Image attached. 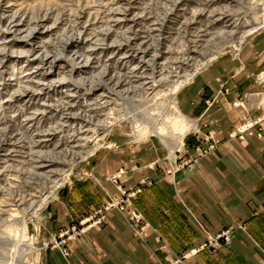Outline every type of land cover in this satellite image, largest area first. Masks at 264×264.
<instances>
[{
    "label": "rangeland",
    "instance_id": "1",
    "mask_svg": "<svg viewBox=\"0 0 264 264\" xmlns=\"http://www.w3.org/2000/svg\"><path fill=\"white\" fill-rule=\"evenodd\" d=\"M193 12L200 14L198 19L192 20ZM134 45L145 52L131 57L126 66L116 62L117 49L123 52ZM106 48L113 52L105 53ZM110 58L121 68L113 72L108 65L102 79ZM136 66L153 90L138 89L141 80L133 78L139 75L134 73ZM196 67L201 69L175 94L180 114L168 113L171 96L165 94ZM207 75L218 91L202 84ZM108 77L132 79L136 92L131 88L124 100L111 96L106 111L96 117L97 105L92 103L96 94L88 98V108L82 96ZM228 83L240 89L231 90ZM74 113L81 126L91 119L83 115L90 114L88 125L103 128L100 137L113 146L61 155L62 161L49 166L53 172L37 179L29 167L35 159L30 160L28 153L52 148L43 143L50 137L53 143L68 136L74 129ZM108 116L115 122L106 127L101 122ZM167 117L178 122L166 124L162 135L166 142L149 129L141 139H133L136 126L141 129L148 121L160 125ZM245 124L242 137H231ZM178 127L184 129L182 135ZM221 139L239 141L241 150L250 149L256 140L262 153L264 0H0V142L13 146L0 149V264H182L203 252L215 254L230 242L235 228H220L218 216L213 228L195 217L191 225L185 198L174 189L171 203L178 208H165L177 214L162 207L166 214L161 212V225L152 227L138 195L155 184L149 171L173 179L169 182L175 187L178 172L193 170L200 158L219 153L216 140ZM36 140L39 144L31 147ZM196 144L206 153L198 154ZM227 146L224 150L231 151ZM192 157L195 163L188 167ZM142 167L145 180L127 190ZM62 176L64 182L58 185ZM120 187L135 193L131 202L141 213L140 220H130L126 211L110 206L121 197ZM112 188L114 194L109 192ZM184 208L187 216L178 212ZM195 232L205 241L181 252L180 236ZM152 237L157 245L150 244Z\"/></svg>",
    "mask_w": 264,
    "mask_h": 264
},
{
    "label": "crops",
    "instance_id": "2",
    "mask_svg": "<svg viewBox=\"0 0 264 264\" xmlns=\"http://www.w3.org/2000/svg\"><path fill=\"white\" fill-rule=\"evenodd\" d=\"M203 78L202 84L215 91L219 90L218 85L208 81L210 78L208 75ZM233 85L235 83H228L227 87L231 90L240 89ZM182 93L179 98L181 97L180 104L183 105L184 93ZM223 134H221L222 137H224ZM216 141L219 153L211 155L213 158H200L199 165L193 170L183 169L178 172L173 181L175 187H172V183L169 182L173 179L169 180L163 174L147 172L142 167V172H136L132 177L133 180H130L125 188L131 190L137 182L145 180V177H142L145 176V172L151 173L155 184L144 188L138 198L141 206L145 208V219L150 225L152 224V227H160L163 217V212L160 210L162 207L165 208L166 205L172 210L171 207L174 204L171 201L175 194L174 191H177L185 198L184 206L190 210L192 216H187L185 208L178 212H181V215H186L191 225H194L191 218L195 217L201 220L206 227L213 228V218L218 216L220 228H235L231 233L230 242L225 244L220 251L213 255L206 252L197 254L182 264H264V181L261 180V177L264 176V146L260 153L261 148L257 149L258 141L256 140L254 146L248 150H241L240 146L236 144L239 143L237 140L221 139ZM231 142H235L236 146H232ZM228 144L232 146L231 151L224 150ZM113 191L114 188L109 192L114 194L115 191ZM165 210L167 209L165 208ZM167 212L172 214L175 211L167 210ZM165 214L163 213L164 216ZM174 214L173 218L177 216ZM238 223L243 224V228L235 227ZM188 235L187 237L180 236L177 241L181 252L184 248L190 249L195 246L191 244L205 241V237L201 233L195 232ZM185 242L189 243L186 245L187 247L182 246V243ZM150 244L157 245L154 237Z\"/></svg>",
    "mask_w": 264,
    "mask_h": 264
},
{
    "label": "bare ground",
    "instance_id": "3",
    "mask_svg": "<svg viewBox=\"0 0 264 264\" xmlns=\"http://www.w3.org/2000/svg\"><path fill=\"white\" fill-rule=\"evenodd\" d=\"M11 0H7V2H10ZM217 2V1H216ZM216 2H214V3H216ZM193 14V19L192 20H195V19H198V18H196V15L198 16V15H200V14H198V13H195V12H193L192 13ZM211 14H213V13H209L208 15L209 16H211ZM208 19H209V17H208ZM220 19V18H219ZM192 20H190V21H192ZM210 21H211V19H210ZM13 27H16V25L15 24H13V26H12V28ZM186 27V26H185ZM205 27H206V24H205ZM205 27L203 28V30L207 33V31L205 30ZM237 27V26H236ZM235 27V28H236ZM236 30V29H235ZM239 30V29H238ZM237 31V30H236ZM8 32V31H7ZM219 32H221V30H219ZM233 32H234V30H233ZM35 34V33H34ZM220 34V33H219ZM222 34V33H221ZM229 34V33H228ZM227 34V35H228ZM149 35V34H148ZM147 35V36H148ZM37 37V36H36ZM158 42V41H157ZM33 43V42H32ZM132 43V42H131ZM153 43V42H152ZM131 45V44H130ZM132 45H133V43H132ZM152 45H154V44H152ZM158 45H159V43H158ZM25 46V45H24ZM29 46V45H28ZM156 46V45H155ZM157 47V46H156ZM127 49L128 50H126V51H123V52H121V50L122 49H117L115 52H114V54H117V53H119L120 55L116 58V62L118 61V62H120V63H122V65H125L126 66V64H128V63H130V61H131V57H134V56H137V55H139V54H143L145 51H141L140 49H141V47H139V46H137V45H134V46H129V47H127ZM107 51H109V52H113V49L111 48H106L105 49V53L107 52ZM193 51H195V49L193 50ZM121 52V53H120ZM101 53V52H100ZM102 53L103 54H105L104 53V51L102 50ZM110 54V53H109ZM199 54V53H198ZM90 55H91V52H90ZM113 56V55H112ZM114 56H116V55H114ZM140 57H141V55H140ZM197 57V56H196ZM200 57V56H199ZM175 58V57H174ZM173 58V59H174ZM214 58V57H213ZM27 59V58H26ZM100 59V58H99ZM210 59H212V57L210 58ZM97 61H98V59H96ZM151 61V60H150ZM208 61V60H207ZM105 62H108L109 64H107V63H105V67H103V72H102V74H101V78H102V76H103V74L105 73V76L107 75V70H108V65H110L111 66V68L113 69L112 71L114 72V71H116V69H118V70H120V65L118 66V64L116 63V62H114V60H112V58H110V59H108V60H106ZM141 62V61H140ZM201 62V61H200ZM57 65V64H56ZM135 65V64H134ZM58 66V65H57ZM198 66V65H197ZM40 67V66H39ZM60 67V66H59ZM139 66H136V67H133L134 69L135 68H138ZM145 67V66H144ZM176 67V66H175ZM143 68V67H142ZM173 68V67H172ZM203 68V67H202ZM60 69V68H59ZM166 69V68H165ZM176 69V68H175ZM201 68H197L196 67V69L194 70V72H192V73H190V74H186L187 76L186 77H184L185 79L184 80H181V81H179V82H177V85H176V87H175V89H174V91H172V90H170L168 93H166L167 91H168V89H167V91L165 92L166 94H165V96L167 97V95H170L171 97H170V100L169 101H167V103H168V109H169V112L168 113H171L172 115H176V114H180L179 112L181 111V108H180V106H179V104H177V102H176V95L175 94H177L178 92H179V87H182V86H184L185 84H187L194 76H195V73H197L199 70H200ZM164 70V69H163ZM167 70V69H166ZM177 70V69H176ZM142 71V70H141ZM169 71V70H168ZM173 71H174V69H173ZM172 71V72H173ZM41 72V71H40ZM132 72V71H131ZM130 72V74L129 75H131L132 73ZM138 73L139 75L138 76H136V75H134L133 76V78L135 77V78H138V81L139 80H141V82L139 83V86H138V89H139V87L140 88H142V89H145L146 90V88H149V89H151V90H153V88L152 87H148V82H150V81H148V80H143L142 78L144 77L143 75V72L141 73L140 71H138V69H135L134 70V73ZM171 72V71H170ZM172 72H171V74H172ZM175 72H177V71H175ZM45 73V72H44ZM39 74V73H38ZM143 74V75H142ZM170 74V73H169ZM174 74H177V73H174ZM173 75V74H172ZM116 77V76H115ZM112 78V77H108L104 82L102 81V83H100L99 85H96L93 89L91 88L90 90H88L86 93L87 94H83V103L84 104H86V102H88L87 100H88V98H90L92 95L91 94H96V97L95 98H93V104L94 105H97V107L95 106L94 108L96 109L95 111H94V115L96 116V117H98V116H100V115H97V113H101V114H103V111L105 112L106 111V108H108V106H109V104L111 103V101H112V98H111V96H113V97H119L120 99H122V100H124L125 98H126V96H127V94L128 93H130V91L129 90H132L133 88L135 89V88H137V87H133L132 88V82H133V80L131 79H121V77H117V78ZM147 78V77H146ZM103 79V78H102ZM150 79H151V76H150ZM137 80V79H136ZM155 80V79H154ZM151 82H152V80H151ZM163 82V81H162ZM137 83V82H136ZM159 83V82H158ZM52 86L53 85H55V82H53L52 84H51ZM156 85H157V83H156ZM152 86H154L153 84H152ZM171 86V85H170ZM55 87V86H54ZM59 87H60V85H59ZM58 86H57V88H59ZM97 87H99V92L97 93L95 90H97L96 88ZM144 87H146V88H144ZM160 87V86H159ZM122 88V89H121ZM132 88V89H131ZM134 89H133V92H134ZM137 89V90H138ZM166 89V88H165ZM43 90V89H42ZM76 90V89H75ZM160 90V89H159ZM57 91V90H56ZM141 91V90H140ZM163 91V90H162ZM136 92V91H135ZM135 92H134V94H135ZM146 92H148L147 90H146ZM146 92H145V94H146ZM153 92V91H152ZM163 92V93H164ZM61 93V92H60ZM141 93V92H140ZM159 94V93H158ZM91 95V96H90ZM139 95V94H138ZM157 96V94L156 93H154V96ZM164 95V94H163ZM34 96V95H33ZM54 96V95H53ZM158 96H160V95H158ZM38 97V96H37ZM128 97H129V95H128ZM165 97V98H166ZM72 98V97H71ZM111 98V99H110ZM148 98V97H147ZM29 99H31V98H29ZM111 101H110V100ZM156 99H157V97H156ZM160 99V98H159ZM158 99V100H159ZM114 100H116V99H113V101ZM161 100V99H160ZM29 101H31V100H29ZM90 102V101H89ZM156 102V101H155ZM157 103H158V101H157ZM166 103V102H165ZM87 105L88 104H86V107H87ZM90 105V104H89ZM144 105V104H143ZM24 107V106H23ZM90 107V106H89ZM71 108V107H70ZM88 108V107H87ZM110 109V108H109ZM154 110V109H153ZM87 112L89 111V109L88 110H86ZM91 111V110H90ZM75 112V111H74ZM108 113V112H107ZM109 114H112V113H108L107 115H109ZM160 114V113H159ZM47 115V114H46ZM70 115V114H69ZM84 116V118H91L92 119V116H90V114L88 115V114H86V115H83ZM82 116V117H83ZM180 116V115H179ZM63 117H65V116H63ZM152 117V116H151ZM33 118V117H32ZM61 118V117H60ZM177 118V117H176ZM38 119V118H37ZM64 119H67V118H64ZM70 119V118H69ZM80 118L77 116V115H75V113L74 114H72V122H73V130L72 131H70V133L68 134V133H66V134H68V136L67 135H63V136H60V138H59V140H56V141H54L53 143H52V138L50 137V139H46V141H43V143L44 144H46V147H48L49 145H51V147L52 148H46L45 149V151H43V152H38V151H36V152H34V151H32V153H28V157H30V160H32L33 158L35 159L34 161H32L34 164H32L31 166H29L31 169H33V174H35V172H37L36 173V178L37 179H39V178H43V177H47V176H49L48 175V173H52L53 171L51 170V169H49L50 167V165H51V163H55V162H57V160H60V161H62V159L60 158L61 157V155L63 156V157H69L70 155H72V156H75V154H76V152L75 151H78V153H81V152H83V150L84 149H86V148H88L89 149V147H93V148H91V150L90 151H95L97 148H104V147H106V148H109V147H112L113 145L111 144V143H109V144H107L106 142H104V136L103 137H100V134L101 133H103V128H101V127H98V126H96V128L95 127H90V125H88L89 123L91 124V119H89V120H84V122L86 123V124H83V126H81V124L79 123V120ZM167 119H168V121H166V123L165 122H162L160 125L158 124H156V125H154V124H151V122L150 121H148L147 122V125H145L143 128H141V129H137V126H136V129L134 130V140L135 141H137V140H139V139H141L142 137H143V133L142 132H144V131H148V129H149V131H150V134H153V135H156V136H158L162 141H165L166 142V138L164 137V136H162L165 132H166V130L164 129V128H166L167 127V123H170V124H172V125H174L175 124V122L174 121H176V123L178 122V119H175V117H173V118H169V117H167ZM183 120V119H182ZM29 121V120H28ZM40 121V120H39ZM39 121H38V123H39ZM78 121V122H77ZM83 121V120H82ZM97 121H99V120H97ZM104 122H101V123H103L106 127H108V126H111V125H113L114 124V119L112 118V117H110V116H108L106 119H104L103 120ZM184 121V120H183ZM41 122V121H40ZM65 122H68V120H66ZM64 122V123H65ZM193 121H191L189 124H190V126L193 124L192 123ZM37 123V124H38ZM71 123V122H70ZM134 123H135V121H134ZM180 123H181V120H180ZM78 124V127H75L76 125ZM32 125V124H31ZM88 125V126H87ZM97 125H100V121H99V123L97 124ZM137 125V124H136ZM178 125V124H177ZM194 125V124H193ZM30 126V125H29ZM86 126H87V128H86ZM174 126H176V125H174ZM189 125H187V127H188ZM34 127V126H33ZM29 128V127H28ZM178 128H180V133H181V135L183 134V130L184 129H181V127H178ZM178 130V129H177ZM39 132V131H38ZM47 132H49V134H51L50 132V130L49 131H47ZM67 132V131H66ZM56 133V132H55ZM177 133H179V132H177ZM48 134V135H49ZM63 134H64V132H63ZM180 135V134H179ZM33 136H31V138H32ZM179 138H180V136H179ZM178 138V139H179ZM52 143V144H51ZM7 143H5V142H0V149H3V150H10L11 148L13 149V146L12 145H6ZM37 144H39V142H38V140H36V141H34V142H31L30 143V146L31 147H33L34 145H37ZM48 145V146H47ZM43 146V145H42ZM79 148V149H75V148ZM61 149H63V150H61ZM75 149V150H74ZM56 150H61V151H56ZM91 153V152H90ZM83 154V153H82ZM37 170V171H35V169ZM39 171V172H38ZM64 176H62L60 179H58V181H60L59 183H57L58 185H62V183L64 182ZM31 196V195H30Z\"/></svg>",
    "mask_w": 264,
    "mask_h": 264
},
{
    "label": "built area",
    "instance_id": "4",
    "mask_svg": "<svg viewBox=\"0 0 264 264\" xmlns=\"http://www.w3.org/2000/svg\"><path fill=\"white\" fill-rule=\"evenodd\" d=\"M245 127H246V124L243 125L242 127H240L241 130L237 129V130L233 131V133L231 134V137H235V136L242 137V134H243L242 130L244 131ZM247 129H249V127H247ZM195 149H196V152L200 155L203 153H206V150H204L203 147H201L198 144L195 145ZM187 162H188L187 166L192 167L193 163H195V158L192 157ZM119 190H120L119 192L121 194V197L119 199H114L111 202L110 206H114L116 208H119L120 210L122 209V211H126L128 214H130V216H129L130 220H135V221H136V219L140 220L142 215L138 211L137 208H134L132 206V202H131V199L135 195V193L128 194L121 187L119 188Z\"/></svg>",
    "mask_w": 264,
    "mask_h": 264
}]
</instances>
